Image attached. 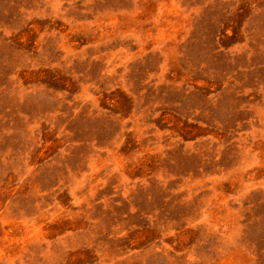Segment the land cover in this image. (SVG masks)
Instances as JSON below:
<instances>
[{"label": "rangeland", "instance_id": "obj_1", "mask_svg": "<svg viewBox=\"0 0 264 264\" xmlns=\"http://www.w3.org/2000/svg\"><path fill=\"white\" fill-rule=\"evenodd\" d=\"M0 264H264V0H0Z\"/></svg>", "mask_w": 264, "mask_h": 264}]
</instances>
